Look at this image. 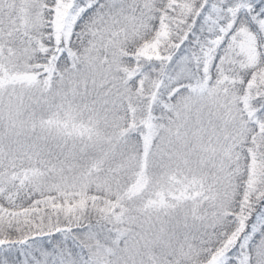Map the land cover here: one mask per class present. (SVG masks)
I'll use <instances>...</instances> for the list:
<instances>
[{
	"label": "snow or ice",
	"instance_id": "6c2138e0",
	"mask_svg": "<svg viewBox=\"0 0 264 264\" xmlns=\"http://www.w3.org/2000/svg\"><path fill=\"white\" fill-rule=\"evenodd\" d=\"M0 264H264V0H0Z\"/></svg>",
	"mask_w": 264,
	"mask_h": 264
}]
</instances>
